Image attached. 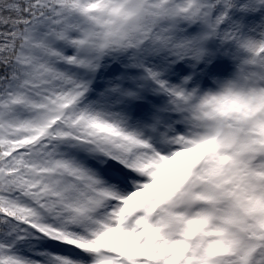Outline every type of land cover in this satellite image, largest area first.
Listing matches in <instances>:
<instances>
[{
	"label": "snow or ice",
	"instance_id": "snow-or-ice-1",
	"mask_svg": "<svg viewBox=\"0 0 264 264\" xmlns=\"http://www.w3.org/2000/svg\"><path fill=\"white\" fill-rule=\"evenodd\" d=\"M0 264H264V0H0Z\"/></svg>",
	"mask_w": 264,
	"mask_h": 264
}]
</instances>
